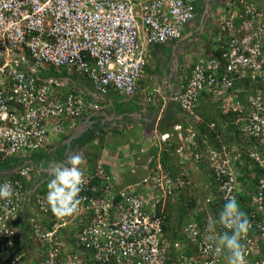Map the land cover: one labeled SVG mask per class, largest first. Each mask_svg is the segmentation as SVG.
I'll return each instance as SVG.
<instances>
[{
  "label": "built area",
  "instance_id": "obj_1",
  "mask_svg": "<svg viewBox=\"0 0 264 264\" xmlns=\"http://www.w3.org/2000/svg\"><path fill=\"white\" fill-rule=\"evenodd\" d=\"M197 2L0 0V161L44 151L53 137L66 134L70 122L99 108L74 92L54 95V80L38 79L34 69L46 66L82 76L100 96L114 89L133 97L148 64V47L178 41L195 19ZM224 5L220 14L216 8L212 15L218 18L212 53H221L223 67L217 58H204L190 67L171 95L189 118L175 151L178 161L190 164L193 171L200 164L207 167L215 192L184 193L185 245L174 242L171 246L177 247L170 249L162 233L166 211L176 206L180 191L192 186L187 172L170 173L158 162L142 182L118 189L97 168L83 174L77 210L46 226L40 216L52 209L49 189L28 193L35 169L25 164L0 180V185L11 183L14 190L11 199L0 198V264H228L230 252L218 239L231 234L221 221L231 198L244 205L250 222L241 239L245 262L264 264L259 254L264 241V92L244 88L240 81L234 86L235 79L264 81V8L250 0H227ZM17 57L22 64L13 62ZM204 94L222 114L233 115L232 126L239 135L236 147L206 145L194 151L195 126L202 122L197 110ZM208 126L212 129L214 124ZM167 138L168 134L160 136ZM245 161L251 177L254 166L260 170L256 183L241 178ZM28 198L33 207L27 218L28 241L39 248L35 263L25 252L13 253L20 234L14 222ZM215 202L217 211L211 212ZM75 220L84 221L72 226L77 247L73 250L63 228L66 221Z\"/></svg>",
  "mask_w": 264,
  "mask_h": 264
},
{
  "label": "crops",
  "instance_id": "obj_2",
  "mask_svg": "<svg viewBox=\"0 0 264 264\" xmlns=\"http://www.w3.org/2000/svg\"><path fill=\"white\" fill-rule=\"evenodd\" d=\"M226 1L198 0L195 22L184 27L178 41L148 47V64L133 97L121 95L114 89L100 96L93 92L87 79L82 76L68 75L62 70L46 66L34 69L33 73L38 79L54 80V95L74 92L87 101L97 103L99 108L70 122L66 134L53 137L44 151L0 161V180L11 177L19 167L29 164L34 167L35 172L27 185L28 193L46 189L54 178L55 169L60 165L70 166L67 161L75 154L84 158L85 162L80 166L83 174H90L100 168L110 177L114 188L118 189L142 182L158 162L170 173L183 170L190 176L193 173L200 181H209L207 179L210 174L204 165L197 172L191 169L190 164L178 161L179 156L175 151L182 144L180 138L188 123L184 113L171 100V95L178 84L185 80L190 67L212 53L214 38L218 32V18H212V15L217 12L216 8L220 14V8L225 7ZM250 2L258 8H264V0ZM206 8L209 9L207 20L202 18ZM21 54L26 58L25 63L31 65L27 53ZM13 62L18 65L23 63L20 57L14 58ZM217 110L218 107L208 96H201L197 110L201 118L209 117ZM232 119L231 114H224L219 119L220 132L216 134L219 145L236 147L239 144V135L230 125ZM163 134H168L166 140L160 139ZM249 180L252 184V177ZM104 183L103 180V185ZM239 207L246 212L243 204L239 203ZM32 209L29 198L25 199L16 215L14 225L18 227L20 234L13 253L25 252L35 263L39 248L30 245L27 226V218ZM166 212L168 220L165 221L162 237L170 245V249L177 247L171 246L174 242L185 245L181 240V220L186 221L187 211L176 205ZM40 217L46 226H50L63 216H57L51 209ZM75 221L77 222H65L63 233L67 239L72 237V226L84 220ZM259 245L263 247V251L259 249L260 256L264 257V241Z\"/></svg>",
  "mask_w": 264,
  "mask_h": 264
},
{
  "label": "clouds",
  "instance_id": "obj_3",
  "mask_svg": "<svg viewBox=\"0 0 264 264\" xmlns=\"http://www.w3.org/2000/svg\"><path fill=\"white\" fill-rule=\"evenodd\" d=\"M84 162L82 156L74 154L67 161L70 166L60 165L55 169L54 178L48 184L47 199L57 216L72 215L81 203L79 194L82 190L83 171L80 166ZM13 195L11 183L0 185V198L11 199ZM221 221L231 229V234L225 232L218 239V243L230 252L228 264H246L241 239L250 229V222L235 198L225 203Z\"/></svg>",
  "mask_w": 264,
  "mask_h": 264
},
{
  "label": "trees",
  "instance_id": "obj_4",
  "mask_svg": "<svg viewBox=\"0 0 264 264\" xmlns=\"http://www.w3.org/2000/svg\"><path fill=\"white\" fill-rule=\"evenodd\" d=\"M208 57L217 58L218 60H220L221 67H223V64L224 63H223V60H221V53L219 51H215V52L211 53V55H209ZM219 71L222 72V68ZM239 81L242 83V85H243L244 88L251 86L252 91H254L255 89L261 88V86H260V84L258 82H251L248 79H235V82H234V86L235 87H238ZM242 92H243V90H241L238 93V95L240 97L243 96L242 95L243 94ZM263 92H264V90H263ZM263 95H264V93H263ZM184 115L186 116L187 123H188L189 118L186 115V113H184ZM223 115L224 114H222L219 110H217V112L215 114L213 113L209 117L208 116H205V117L203 116L204 118L202 117L203 118L202 119V122L199 125H196L195 126V129L197 131L196 137H195V140H194L195 141V146L193 148L195 152L201 151L202 149L204 150V147L206 145L211 146V148H220L221 145H219L217 143V141H216V139H217L216 134H217V132H220L219 129H218L219 128V126H218L219 125V119L222 118ZM209 121H213L212 123L214 124V127L212 129L208 126L209 124H205L206 122H209ZM230 125L232 127V121H231ZM202 166H203V164H200L198 166V169L196 171L198 172ZM247 169H248V164L245 161L243 163V165H242V169L240 170L241 171V174H242V177H241L242 179L244 177H250L251 178V174L248 173V170ZM253 171L254 172H253V176H252V181H253V183H256L257 178L259 176L260 170L258 169L257 166H254L253 167ZM204 173L209 178V174L206 171ZM207 180H210V178L207 179ZM184 181L186 182V180H184ZM198 181H200V180H198ZM198 183H200V182H198ZM184 197H185L184 196V191H180V193L178 194V201L176 202V205L178 207H180V209H183L182 203L184 202ZM190 204L191 203H188V205H190ZM217 206H218V204L216 202L214 204H212V206L210 208L211 209V212H212V209L213 208H214L213 211H217V208H215ZM166 220H168V217L165 218V221ZM74 238H76V237H75V235L72 234V237L70 236L69 239H67V237H65V240H66L67 244H69V245L72 246L71 248L73 250H76L77 247L75 246V244H73ZM78 249H81V248L78 247ZM259 249H261V251H263V247H261L260 245H259ZM185 251H186V253H187L188 256H190L191 254L193 255V251L192 250L187 249V248H184V251L183 252L185 253ZM259 254H260V252H259Z\"/></svg>",
  "mask_w": 264,
  "mask_h": 264
},
{
  "label": "rangeland",
  "instance_id": "obj_5",
  "mask_svg": "<svg viewBox=\"0 0 264 264\" xmlns=\"http://www.w3.org/2000/svg\"><path fill=\"white\" fill-rule=\"evenodd\" d=\"M257 1H259L260 2V0H257ZM254 2V1H253ZM195 22V21H194ZM259 84H260V86H261V88L260 89H262V91L264 90V81H260L259 82ZM201 176V175H200ZM191 177V179H192V186H188V187H185V189H183V191H184V193L185 192H187V190H188V192H191V191H195V193L198 195V194H200V195H209V194H213V195H215V192L211 189V187H210V185H209V182L208 181H198V180H200V179H198L197 177H196V175H194L193 173H192V175L190 176ZM204 176L202 175V178H203ZM198 182H200V183H198ZM195 185V186H194ZM193 187V188H192ZM172 221V220H171ZM181 222H182V224L184 223V220H181ZM72 234V233H71Z\"/></svg>",
  "mask_w": 264,
  "mask_h": 264
},
{
  "label": "water",
  "instance_id": "obj_6",
  "mask_svg": "<svg viewBox=\"0 0 264 264\" xmlns=\"http://www.w3.org/2000/svg\"><path fill=\"white\" fill-rule=\"evenodd\" d=\"M208 8H206L205 10H204V14H203V16H202V18L203 19H205V20H207V18H208Z\"/></svg>",
  "mask_w": 264,
  "mask_h": 264
}]
</instances>
